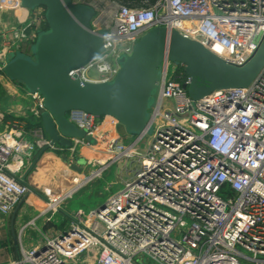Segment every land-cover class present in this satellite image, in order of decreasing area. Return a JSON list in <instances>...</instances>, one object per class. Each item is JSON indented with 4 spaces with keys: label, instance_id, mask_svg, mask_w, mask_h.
Masks as SVG:
<instances>
[{
    "label": "built area",
    "instance_id": "built-area-1",
    "mask_svg": "<svg viewBox=\"0 0 264 264\" xmlns=\"http://www.w3.org/2000/svg\"><path fill=\"white\" fill-rule=\"evenodd\" d=\"M74 1L93 8L92 31L104 30L102 51L67 73L86 82L110 81L117 58L129 55L138 37L155 26L200 42L234 66L248 61L264 37V0H153L146 7L105 0L107 9L96 0ZM2 9L22 6L20 0H0ZM43 22L42 6L24 10L14 38L0 39V61L32 43ZM170 63H161L149 112L153 131L142 153L136 144L144 134L124 140L117 121L107 115L66 112L67 120L94 140L71 137L67 147L50 143L41 125L5 121L0 129L1 215L28 191L18 178L40 148L66 150V165L73 164L76 153L87 154V175L81 168L76 174L83 184L120 159L137 161L120 190L87 213L76 210L65 228L40 233L38 242L26 248L25 227L41 216L48 222L75 189L47 200L20 226L19 255L5 264H264V61L245 87L214 89L197 100L182 87L188 77L178 71L179 64L169 74ZM23 96L28 100L24 115L39 120L41 96L29 91Z\"/></svg>",
    "mask_w": 264,
    "mask_h": 264
},
{
    "label": "water",
    "instance_id": "water-1",
    "mask_svg": "<svg viewBox=\"0 0 264 264\" xmlns=\"http://www.w3.org/2000/svg\"><path fill=\"white\" fill-rule=\"evenodd\" d=\"M20 3L23 11L42 6L46 28L36 33L28 55L11 53L7 60L0 61V71L26 91L41 96L43 110L39 113V122L42 130L50 143L63 147L69 146L71 137H83L94 143L82 129L67 120L65 113L71 110L96 117L110 116L131 135L148 132L150 115L147 110L155 104L161 63L165 59L182 66L188 77V83L182 87L192 100L214 89L245 87L264 61V37L248 61L234 66L215 56L200 42L176 30L155 26L138 37L129 55L117 58L118 69L110 81L86 82L67 73L102 51L104 30L90 28L93 8L74 0H20ZM44 149L35 152L18 178L20 183L27 185L28 191L10 213L14 243L16 234L11 224L25 196L36 191L30 180L38 172L35 163ZM70 167L80 171L75 164Z\"/></svg>",
    "mask_w": 264,
    "mask_h": 264
},
{
    "label": "rangeland",
    "instance_id": "rangeland-1",
    "mask_svg": "<svg viewBox=\"0 0 264 264\" xmlns=\"http://www.w3.org/2000/svg\"><path fill=\"white\" fill-rule=\"evenodd\" d=\"M99 6H103L105 9L109 6V3L105 0H96ZM18 54V51H16ZM15 52V53H16ZM11 56V53H7L6 60ZM175 63L171 62L168 68L169 74L171 73ZM89 76H96L93 71H89ZM20 86H22L20 84ZM23 88V87H22ZM23 91L24 88L22 89ZM2 92L0 89V98H2ZM5 104L2 108H5ZM150 112V109L147 110ZM153 131V126L148 128V132L144 133L143 137L139 142L136 144V149L142 153L144 151L145 145L149 140V137ZM136 135H132V139L135 138ZM137 166V161L135 158H126L120 159L112 164H110L105 170L101 171L97 176L89 179L84 184L82 183L80 187L75 189L72 192L70 197H66L59 203L58 209L54 212V214L50 217L48 222H44L43 216L40 219L34 220L32 225H27L23 231L22 235V243L25 246L26 240H32L33 243L38 242L40 239V233L47 232L50 228L54 227L53 229L57 230L58 228H65L69 217L71 214L74 213L76 210L80 209L83 213H87L89 210L95 209L99 204H101L105 198L113 192L120 190L123 186V180L127 179L129 176H132L134 170ZM67 170V169H65ZM90 170V169H89ZM88 169H85L83 176L87 175ZM77 175L71 173L69 179H65V186L60 185L58 186V192H50L47 193V189L53 188L54 182H45L46 185L38 180L34 184L38 187V195L41 197V200L37 198L35 201H30V209L33 210V213H38L42 208L45 207L47 200H53L58 197L61 193L68 190L67 188L71 187L75 181H77ZM77 179V180H76ZM83 182V181H82ZM47 190V191H46ZM49 192V191H48ZM49 213H45L44 216H47ZM32 216H23L19 222V224L13 228L16 235L19 231V228L22 224L27 222ZM42 219V220H41ZM9 221V215H1L0 216V236H4L5 239L8 238V231H7V224ZM2 234V235H1ZM0 237V238H1ZM18 247V243H17ZM145 264H156L151 261L146 260Z\"/></svg>",
    "mask_w": 264,
    "mask_h": 264
},
{
    "label": "crops",
    "instance_id": "crops-1",
    "mask_svg": "<svg viewBox=\"0 0 264 264\" xmlns=\"http://www.w3.org/2000/svg\"><path fill=\"white\" fill-rule=\"evenodd\" d=\"M24 11L22 9H15V10H7L2 9L0 11V39L6 38L8 40H11L14 38L13 34L16 32L18 25L20 24V19L23 18ZM3 35V36H2ZM25 45L22 44L21 47ZM23 86H20V83L10 80L6 76H4L0 72V89L2 92V98H0V129L3 128L4 123L7 119L4 117L12 116V118H19L26 122V120L30 119L29 117L25 116L24 113H28V110H26V106L28 105V100L24 98L23 94L26 91H23ZM5 104V108H2V106ZM31 121V119H30ZM117 131L124 138V140L131 139L132 135L126 133L123 128L118 125ZM87 154L81 153L79 155L76 153L74 155V160H72V163L76 166L80 167L81 169L84 168V160ZM66 158H67V152L66 150H59V149H51V150H44L35 163V169L38 172H41L42 174L37 172V174L34 175V177L30 180L32 184L34 185V188H36V191L29 192L25 198L23 199L22 203L20 204L18 210L16 211L13 221H12V229L16 227L21 218L23 216H32L31 218L35 217L38 213H33V210L30 209V201L33 202L37 198L41 200V197L38 195L37 187L34 184L36 181H40L41 184L44 185L45 182H54L53 188L47 189V193L50 192H58L59 188L58 186L64 185V180L69 179L71 176V173L77 174L78 171L76 169H73L70 167V165H66ZM67 169V170H65ZM84 169L82 173H84ZM42 176L45 178L43 179ZM79 181V179H78ZM60 192V191H59ZM42 201V200H41ZM36 202V201H35ZM11 213V212H10ZM10 213L9 215V221L7 224V231H8V238L5 239L4 236H0V264H5L9 261L15 260L16 257V251L18 250L17 243L13 242L11 232H10ZM1 216V214H0ZM30 218V219H31ZM40 219V217L36 218ZM35 219V220H36ZM42 220V219H41ZM15 233V231L13 230ZM16 234V233H15ZM2 235V234H1ZM34 243L32 240H26V244L24 247L28 248L32 246Z\"/></svg>",
    "mask_w": 264,
    "mask_h": 264
},
{
    "label": "trees",
    "instance_id": "trees-1",
    "mask_svg": "<svg viewBox=\"0 0 264 264\" xmlns=\"http://www.w3.org/2000/svg\"><path fill=\"white\" fill-rule=\"evenodd\" d=\"M112 2H116L119 4H124L127 6H136V7H146L152 3L153 0H108ZM46 28L45 22H43L40 26V30H44ZM30 44H25L21 47V49L18 52H21L25 55H28L30 53ZM178 71H183L181 66H177ZM1 72V71H0ZM2 73V72H1ZM100 117V116H99ZM5 119H12V116H5ZM40 122L39 120H36L35 122L30 121V119L26 120V127H31V126H39ZM16 257H18L19 252L18 250L16 251Z\"/></svg>",
    "mask_w": 264,
    "mask_h": 264
},
{
    "label": "bare ground",
    "instance_id": "bare-ground-1",
    "mask_svg": "<svg viewBox=\"0 0 264 264\" xmlns=\"http://www.w3.org/2000/svg\"><path fill=\"white\" fill-rule=\"evenodd\" d=\"M82 183H83L82 181H78V180L75 181L71 187L67 188L68 190H66L64 194L68 195L72 190L80 187Z\"/></svg>",
    "mask_w": 264,
    "mask_h": 264
}]
</instances>
